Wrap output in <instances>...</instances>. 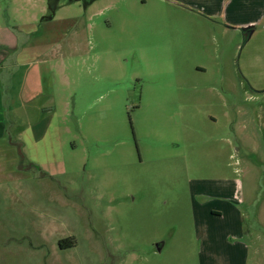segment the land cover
I'll return each mask as SVG.
<instances>
[{
	"label": "rangeland",
	"instance_id": "rangeland-1",
	"mask_svg": "<svg viewBox=\"0 0 264 264\" xmlns=\"http://www.w3.org/2000/svg\"><path fill=\"white\" fill-rule=\"evenodd\" d=\"M3 51L0 264H264V0H0Z\"/></svg>",
	"mask_w": 264,
	"mask_h": 264
},
{
	"label": "crops",
	"instance_id": "crops-1",
	"mask_svg": "<svg viewBox=\"0 0 264 264\" xmlns=\"http://www.w3.org/2000/svg\"><path fill=\"white\" fill-rule=\"evenodd\" d=\"M247 8H245L246 10L244 11V12H247V11H249L250 9H251V5H245ZM15 40H13V39H11L10 41H9V45L12 47L10 50H16V51H18L19 49H21L20 47H17L18 46V43H17V39L16 38H14ZM16 45H15V44ZM11 44H14V45H11ZM2 54H4L2 57H4V56H6V55H8L9 56V54H7V52L5 53V51H3L1 54H0V57H1V55ZM24 65H26V66H29L30 65V63H25ZM34 65V64H33ZM34 72H35V75L33 76V81H35V80H39L40 81V73L38 74V78L36 77L37 76V74H36V70H34ZM41 82V81H40ZM5 83H7V80H6V82ZM261 181H263V180H261ZM235 201H237L240 205H244L245 203H246V197L242 200V197H240V199L239 200H235ZM263 202V196H260V198H259V201H258V203L256 204V208H257V206L258 205H260L261 204V206H260V208L262 207V203ZM240 211H241V209H240ZM243 213V212H242Z\"/></svg>",
	"mask_w": 264,
	"mask_h": 264
},
{
	"label": "trees",
	"instance_id": "trees-1",
	"mask_svg": "<svg viewBox=\"0 0 264 264\" xmlns=\"http://www.w3.org/2000/svg\"><path fill=\"white\" fill-rule=\"evenodd\" d=\"M59 243H60L61 247H64V248H68V247L74 246L73 241L72 240H69V239L62 238L59 241Z\"/></svg>",
	"mask_w": 264,
	"mask_h": 264
}]
</instances>
